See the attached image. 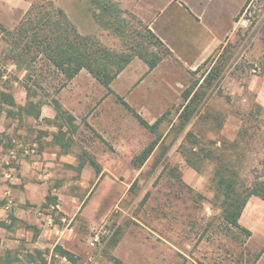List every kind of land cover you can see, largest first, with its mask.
<instances>
[{"label": "rangeland", "instance_id": "rangeland-1", "mask_svg": "<svg viewBox=\"0 0 264 264\" xmlns=\"http://www.w3.org/2000/svg\"><path fill=\"white\" fill-rule=\"evenodd\" d=\"M32 6L63 11L78 34L113 52H132L137 44H146L137 36L144 30L114 0H0V26L13 30ZM113 6L125 25L123 32L99 23L110 16L103 10ZM244 19L247 28L237 25L236 34L215 54L214 60L227 62L226 67L208 91L199 116L183 130L175 127L181 94L207 75L215 61L192 76L163 64L153 76L152 99L141 98L145 93L140 90L126 100L151 124L167 113L158 127L160 144L140 167L136 156L157 136L118 104L100 101L94 108L77 107V132L68 148L71 158L57 163L50 156L60 151L52 143L58 131L51 121L4 108L11 114L0 116V221L10 229L0 228V264H27L26 255L34 251L46 264H252L254 256L244 247L247 236L222 220L214 184L218 165L212 159L214 153L225 154L229 161L239 156L240 162L232 163L242 182L264 179V108L250 89L252 79L264 77V0H251L247 14L236 22ZM1 27L0 90L10 92L19 106L28 99L38 107L43 102L59 104L56 97L66 84L62 75L41 57L29 62L27 71L16 67L8 58L11 45ZM159 79L175 87L164 89ZM97 108L103 115L90 117ZM244 129L247 140L234 148ZM187 134L196 138L197 148L191 149ZM186 151L195 169L187 165ZM75 155L85 163L83 172L72 169ZM21 161L41 164L32 182L48 183L57 208L22 199ZM90 162L100 168L99 174ZM95 237L99 242L91 247ZM59 246L71 257L56 252Z\"/></svg>", "mask_w": 264, "mask_h": 264}, {"label": "trees", "instance_id": "trees-1", "mask_svg": "<svg viewBox=\"0 0 264 264\" xmlns=\"http://www.w3.org/2000/svg\"><path fill=\"white\" fill-rule=\"evenodd\" d=\"M250 1L247 0L239 16L248 11ZM113 7L111 11L109 8L103 10V12L110 14V16L106 21L99 19V23L106 30L123 32L125 25H122L121 21L118 20L117 10L115 6ZM42 8L44 6L38 8L32 6L13 30L0 26L11 45L8 58L19 69L27 71L31 67L29 62H35L37 58L41 57L62 75L65 82H69L84 70L106 90V93H109L112 81L127 67L134 57L140 58L147 65L148 70L151 71L166 56V51L160 42L140 23L138 24L144 31L137 36L146 44L144 46L142 43L137 44L131 48L132 52L118 53L108 50L90 37L78 34L63 11L51 8L49 12H45ZM214 58L215 56L206 60L194 74L199 73L206 65L214 62ZM219 59L214 62L207 75L202 74L201 78L193 81L182 92L181 98L183 103L178 113L177 124H175V127L178 125L179 130H183L195 117L199 116L208 91L218 81L226 67L227 62ZM262 71L264 73V68ZM0 78H2L1 74ZM26 92L29 98L28 90ZM122 105L146 131L156 136L158 135V127L167 116V113L153 124H149L127 103L122 102ZM5 107L16 109L20 116L25 115L34 119L40 117V106L38 107L37 104H34L29 99L25 105L19 106L10 92L0 90V116L4 112L6 117L11 114L10 111L4 110ZM54 108L57 113L55 122L58 121V123L56 122L55 124L58 133L53 137V142L67 149L70 147L71 137L77 130L75 118L62 110L58 103L54 104ZM63 127H65V130H63ZM247 134V130H241L232 146L239 148L240 144L247 140ZM67 135L68 138H66ZM186 139L191 145V149L197 148V140L193 135L187 134ZM159 144L160 136H157L156 139L136 156L135 160L138 167L152 155ZM184 157L187 165L195 169L194 164L190 162L187 151L184 153ZM237 158L239 156H234L233 161L240 162ZM212 159L218 165L214 172V184L216 199L221 202L222 220L227 225L239 229L248 237L250 233L240 227L238 219L251 197L264 200V179L256 178L250 181V183L248 182V184L244 183L239 178V172L234 169V165L236 164L232 163L233 161L225 160V154L217 155L214 153ZM84 165L85 163L80 162L77 169H82ZM90 165L95 169L97 174L100 173V168L94 162H90ZM56 201V197L48 193L44 204H42V208L48 209L53 207L55 209L57 206ZM0 227L10 228L4 222H0ZM55 251L62 257H71V254L60 246L56 247ZM26 258L27 264H46V260L38 251L28 253Z\"/></svg>", "mask_w": 264, "mask_h": 264}, {"label": "crops", "instance_id": "crops-1", "mask_svg": "<svg viewBox=\"0 0 264 264\" xmlns=\"http://www.w3.org/2000/svg\"><path fill=\"white\" fill-rule=\"evenodd\" d=\"M114 1L122 9L130 12L138 23L146 27L150 34L160 42L166 51V56L151 71L148 70L147 65L140 58L134 57L127 67L112 81L109 93H106V90L89 73L84 70L81 71L72 80L66 82L60 91V95L56 97L60 108L74 118L77 117V107L94 108L100 101H102V104L106 102L118 104L125 109L122 102L128 104L129 102L126 100H128L129 96L140 90L145 93L141 95V98L152 99L151 83H153V76L157 75V69L163 64L178 66L185 70L189 76L190 74L192 76L206 60L214 57L236 34L238 29L237 18L247 2V0ZM158 83L164 89L171 88L170 86L175 87L174 85L176 84L168 82L170 85L167 87V83L165 84L163 79H159ZM145 85L147 86L144 87ZM250 89L255 91L257 103L264 108V77L262 79H258L257 77L252 79ZM54 104L43 102L39 108L40 117L38 119L51 121L52 128L58 131L55 124L58 121L55 122L57 113ZM129 106L131 107V105ZM97 109L93 110L89 116L103 115V110ZM135 112L143 118L139 112ZM129 114L132 116L131 113ZM145 121L151 124L150 121ZM63 130H65V127H63ZM52 143L58 146V149L61 151V154L59 150L58 153L50 154L56 163L57 159L65 161L67 158H71L69 147L66 149L55 142ZM42 155L43 157H48L46 152H43ZM74 157L75 164L72 169H75L78 173L83 172L86 166L78 170L79 157L78 155ZM20 164L23 176L22 182L25 184V190L21 193L22 199L34 205L41 204L42 202L44 204L48 193L52 195L48 183L41 182L40 184H34L32 182L41 164L38 161H21ZM70 165L72 164L70 163ZM67 167L71 168L73 166ZM31 169L32 171H30ZM48 176L44 175L43 179H46ZM37 179H41V176L37 177ZM6 193L8 194L9 192ZM2 213L3 210L0 209V216ZM0 222H4L6 226H9L4 220ZM47 224L52 225L49 219ZM238 224L250 233V236L245 240L244 247L248 248L250 256H254L252 264H264V200L251 197L243 208L238 219ZM46 226L45 228L47 229ZM0 228L6 231L10 229ZM25 228L31 229V226L25 225ZM53 228L56 232L59 231L58 227L54 226Z\"/></svg>", "mask_w": 264, "mask_h": 264}, {"label": "built area", "instance_id": "built-area-1", "mask_svg": "<svg viewBox=\"0 0 264 264\" xmlns=\"http://www.w3.org/2000/svg\"><path fill=\"white\" fill-rule=\"evenodd\" d=\"M245 14H247V11L244 12L242 15H245ZM248 22H249L248 20L244 19L243 22H241V24H238L237 23V25H239V27H241V28H247ZM98 242H99V238L98 237H95V238H93V239L90 240L89 245L91 247H95V245H97Z\"/></svg>", "mask_w": 264, "mask_h": 264}]
</instances>
